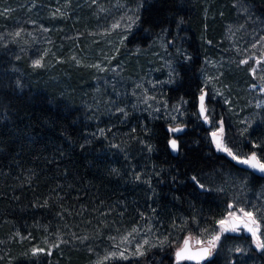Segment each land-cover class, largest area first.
Wrapping results in <instances>:
<instances>
[{
    "label": "trees",
    "instance_id": "obj_1",
    "mask_svg": "<svg viewBox=\"0 0 264 264\" xmlns=\"http://www.w3.org/2000/svg\"><path fill=\"white\" fill-rule=\"evenodd\" d=\"M5 2L0 35L18 32L25 53L0 42V264H176L177 243L206 239L228 204L253 212L264 233V177L211 135L222 125L230 148L264 162V104L251 95L248 64L232 59L264 51V0ZM127 21L122 42L113 32L98 43L102 29ZM41 29L45 47L34 45ZM87 43L116 49L119 84L96 88L89 74L59 67ZM50 57L62 64L34 66ZM206 61L217 63L216 100ZM175 125H185L177 137ZM133 229L132 243L149 240L144 254L105 260L120 250L111 238L120 244ZM226 235L211 264H264L251 235Z\"/></svg>",
    "mask_w": 264,
    "mask_h": 264
},
{
    "label": "rangeland",
    "instance_id": "obj_2",
    "mask_svg": "<svg viewBox=\"0 0 264 264\" xmlns=\"http://www.w3.org/2000/svg\"><path fill=\"white\" fill-rule=\"evenodd\" d=\"M4 3H6L5 0L2 2V4H4ZM2 4H0V7L3 8V6H1ZM3 9H4V11H6L5 15L7 13H9V11H10L9 8H5V6ZM66 9H64V11L59 9V11L64 12V14L67 15V14H69V12H67ZM53 10H55V9H53ZM35 11H37V10H35ZM54 13H58V12H53V14ZM109 14H110V12L107 10L106 12L103 13V18L104 17L107 18ZM53 18L57 19V17H55V16H53ZM51 20H52L51 17L48 18V21L50 23H53V21H51ZM117 24L118 23H114V25H117ZM123 26H124L123 28L121 27L122 29H118L115 31V28H117V27H114L111 24L107 28L102 29V31H100V33L97 34L99 38L94 37V36H90V35H89L90 37H87V38H88V40H90L92 38H94V39L97 38L96 40H98V43L100 45H104L105 41H106L105 38L108 35H111V33H113V32L117 33L119 38H120V36L123 37V35H127L131 31V28L133 27V23L130 21H127L126 23L123 24ZM119 27H120V25H119ZM18 35H19V33L16 31L12 32L9 35V37L7 36L6 38H3L2 35H0V42L2 43L3 48L9 49V50L12 49L15 51L14 52L15 55L19 54L22 57L23 53H25V48L23 50L24 40L22 37H19ZM47 35H48V33L41 29V31L39 32V35H38L39 38L36 39V42H34V45L37 44V46L45 47V46L51 44L52 39L49 38ZM71 38H72V41L78 39L74 34L69 35V37H67L65 39H71ZM119 40H120V42H122L121 38ZM106 46H105V49L107 48ZM162 49H164V47H162ZM76 51H78V56H73V57L69 56V58H66L65 61H63L64 65H59V64H62L61 63L62 58L61 59H59V58L53 59L50 57L48 60L45 59V60H43V62L40 61L41 68H44L46 72H51L53 70V68L55 67V65H59V67H61V68L63 67L64 69L65 68H68V69L72 68L74 70H78L80 73H87L90 75V77L92 79H94L92 86L96 87V88H97V86L103 87L105 85L115 86L121 82V80H122V72H121L122 68H120V66H118V64H117L118 61L116 62V59H117L116 49H113L112 52H109L106 50H104V53H102V51H100V50L97 52L94 45L87 43L86 50H84V48H79ZM232 59H233V61L238 62V65L236 66L237 68L238 67L241 68L243 66V64L244 65L248 64V67H250V70H251L250 74L253 76L252 77L253 83L250 86V89L252 90L251 95L253 96L254 101H256V104L263 105L264 104V77H262V76H264V51H261L259 56L258 55L256 56L253 54V55H248L245 58H232ZM59 61H60V63H59ZM242 61H247V63H242ZM216 64L217 63H215V62L210 63V62L206 61V71H208L207 77L209 78L208 83L211 86L212 98L214 100H216L217 98H220L222 95L221 88L217 86L218 83L215 80V79L219 78V72L217 73L216 70L214 69L215 66H217ZM240 68H238V69L240 70ZM175 126H178V125H175ZM213 131H216L218 133L217 139L219 140L222 147H226L233 154L237 155L240 159L247 158L248 156H250L252 154V153L244 154V153H241L239 151V149H238V151H236V150L230 148V145L228 143L230 140V137L228 135H231V134H226L227 131L224 130V127L222 125H219ZM212 139H213V137H212ZM214 144H216V142H214ZM216 147H217V145H216ZM221 152L228 155V153L226 151H221ZM234 161L238 162L237 160H234ZM261 163H264V162L261 161ZM246 211H248V210H246ZM239 215L242 216V214H239ZM253 218L256 220L254 213H253ZM256 222H257V220H256ZM257 225L259 226L258 222H257ZM219 227L220 226L218 225V227L216 228V231H219ZM253 227L255 228L256 225H253ZM244 232H245V230L242 228L237 233L241 234ZM257 234L260 235L261 240H264V236L261 235L260 228H259V231ZM144 240H148V239L147 238L146 239L145 238L138 239V241L141 243H143ZM147 245L146 244L144 245L142 251H144V249ZM124 248H127V252L125 253L126 255L128 253H133L136 251V242L131 243V244H126V245L123 244L120 247V250H123ZM116 251H119V250H116ZM111 252H113V251H111ZM133 256L136 257L139 255H129L128 258L133 257Z\"/></svg>",
    "mask_w": 264,
    "mask_h": 264
},
{
    "label": "snow or ice",
    "instance_id": "obj_3",
    "mask_svg": "<svg viewBox=\"0 0 264 264\" xmlns=\"http://www.w3.org/2000/svg\"><path fill=\"white\" fill-rule=\"evenodd\" d=\"M119 25H114V27H118ZM255 47V45H253ZM242 63H247V61H242ZM40 61L37 60L34 62V66H39ZM204 100L205 96H200V115L204 116L205 120L207 121L208 117L205 115L206 109L204 107ZM223 122L221 121V124ZM172 132H178L180 131L179 128H172L170 129ZM213 137V141L216 142L217 148L221 151H226L229 156H231L234 160H237L238 163L248 165L249 167L256 169L260 171L261 173H264V163H261L260 160L257 159L256 153H252L250 156L244 159H240L237 155L233 154L230 150H228L226 147H222L219 140L217 139L218 133L216 131H213L211 133ZM171 146L173 150L176 149V140H171ZM253 147H256V145H253ZM193 180L196 181V177H193ZM198 183V181H197ZM201 189L204 188V185H199ZM242 214L239 215V214ZM247 218V219H243ZM220 227L219 231H216L213 229L212 233L210 234L208 229H204L202 232V237H207L206 239L201 237H193L191 235L186 236L183 238L182 243H177V246L175 247V261L176 264H183L185 261H194L195 264H201V262H207V264H211V257L213 256L214 250L217 249L218 244L221 241L222 235L225 236V238H228L226 234L228 233H237L241 226L246 229L249 233H251L253 240L256 243L257 249L264 250V240H261L260 235H258L259 226L257 225L256 220L253 218V213L251 211H246L243 208H235L233 204H228L227 209V216L225 218H221L216 222ZM253 225H256L254 228ZM137 230L133 229L132 233H129L127 236H124L121 238L120 244H131L135 237L133 236V233H136ZM261 235H264V233H261ZM131 237V239H130ZM114 243L113 247L120 249V244H117L115 242V238H111ZM165 241L169 243V246L172 245V241H168V238L165 237ZM164 242H161L163 244ZM145 244H149L148 240H144L143 243L137 241L136 242V251L133 253H128L127 248H124L123 250L119 251H113L109 252L105 256V260H112V259H128L129 255H143V247ZM155 246V245H152ZM199 246V247H197ZM42 251V250H38ZM237 252L241 251V249L237 248Z\"/></svg>",
    "mask_w": 264,
    "mask_h": 264
},
{
    "label": "water",
    "instance_id": "obj_4",
    "mask_svg": "<svg viewBox=\"0 0 264 264\" xmlns=\"http://www.w3.org/2000/svg\"><path fill=\"white\" fill-rule=\"evenodd\" d=\"M203 95H204L205 98H206V93H205V92H204ZM174 128H179V129H180V131H178V132H174V135L177 137V136H180V135L184 132V130H185V125H178V126H175ZM176 137L173 138V139L176 140V149H175V150H173V148H172V146H171V143H170V149H171V151H172L173 154H176V153L178 152V140H177ZM173 139H172V140H173ZM170 142H171V141H170ZM257 159H258V158H257ZM258 160H259V159H258ZM245 167H247L248 169H250L251 171H253L255 174H257V175H259V176H261V177H264V173H261L260 171H258V170H256V169H253V168L249 167L248 165H245ZM244 219H247V218H244ZM241 228H243V227L241 226ZM243 229H244V228H243ZM244 230H245V233H246V234L251 235V233H249L246 229H244ZM197 247H199V246H197ZM174 259H175V256H174ZM186 262L191 263V264H195L194 261H186ZM201 263H203V262H201Z\"/></svg>",
    "mask_w": 264,
    "mask_h": 264
},
{
    "label": "flooded vegetation",
    "instance_id": "obj_5",
    "mask_svg": "<svg viewBox=\"0 0 264 264\" xmlns=\"http://www.w3.org/2000/svg\"><path fill=\"white\" fill-rule=\"evenodd\" d=\"M242 229V228H241Z\"/></svg>",
    "mask_w": 264,
    "mask_h": 264
}]
</instances>
